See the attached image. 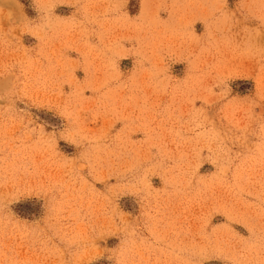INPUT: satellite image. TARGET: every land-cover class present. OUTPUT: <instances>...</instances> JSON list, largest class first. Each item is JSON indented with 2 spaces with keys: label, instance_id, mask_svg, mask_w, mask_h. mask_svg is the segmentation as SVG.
Masks as SVG:
<instances>
[{
  "label": "rangeland",
  "instance_id": "374dc122",
  "mask_svg": "<svg viewBox=\"0 0 264 264\" xmlns=\"http://www.w3.org/2000/svg\"><path fill=\"white\" fill-rule=\"evenodd\" d=\"M0 264H264V0H0Z\"/></svg>",
  "mask_w": 264,
  "mask_h": 264
}]
</instances>
